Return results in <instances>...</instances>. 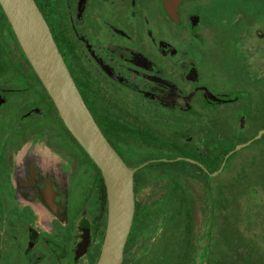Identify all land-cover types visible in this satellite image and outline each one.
Returning a JSON list of instances; mask_svg holds the SVG:
<instances>
[{
  "label": "flooded vegetation",
  "instance_id": "flooded-vegetation-1",
  "mask_svg": "<svg viewBox=\"0 0 264 264\" xmlns=\"http://www.w3.org/2000/svg\"><path fill=\"white\" fill-rule=\"evenodd\" d=\"M134 174L122 264H264V0H35ZM100 168L0 4V264H98Z\"/></svg>",
  "mask_w": 264,
  "mask_h": 264
},
{
  "label": "water",
  "instance_id": "water-1",
  "mask_svg": "<svg viewBox=\"0 0 264 264\" xmlns=\"http://www.w3.org/2000/svg\"><path fill=\"white\" fill-rule=\"evenodd\" d=\"M0 4L61 118L102 171L108 223L98 264H122L135 212L133 171L92 116L35 0H0Z\"/></svg>",
  "mask_w": 264,
  "mask_h": 264
}]
</instances>
